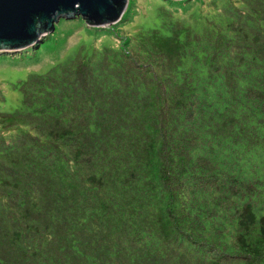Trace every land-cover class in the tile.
<instances>
[{"label": "trees", "instance_id": "trees-1", "mask_svg": "<svg viewBox=\"0 0 264 264\" xmlns=\"http://www.w3.org/2000/svg\"><path fill=\"white\" fill-rule=\"evenodd\" d=\"M151 1L13 83L0 264H264V0Z\"/></svg>", "mask_w": 264, "mask_h": 264}, {"label": "rangeland", "instance_id": "rangeland-1", "mask_svg": "<svg viewBox=\"0 0 264 264\" xmlns=\"http://www.w3.org/2000/svg\"><path fill=\"white\" fill-rule=\"evenodd\" d=\"M197 1L198 4L194 7L195 13L192 16L189 15L188 12H185L186 10L184 7L180 6L178 8L179 14H183L186 22L191 25L196 23L195 18L198 19L197 15L201 13V11L206 12L209 9V2H204L203 5H200L202 0ZM162 5H165V3H162ZM128 8H130L132 12L130 16L133 24L141 25L142 27H152L158 23L155 4L151 0H128L125 11L123 12L124 14L128 13ZM139 12H143V14L138 16ZM127 23L132 24L129 22ZM112 25L114 24L92 26L85 23V21L78 16L73 18L61 17L54 23L52 31L42 33L39 42L35 45H31L34 49H39V47L41 48L45 45V40L48 39L47 47L38 54L36 53L35 57L29 59L21 58V52L23 53L26 51L27 53H31V46L22 48L23 50L0 48V110L10 112L20 109L21 93L18 89L13 87L15 81L23 79L32 71L43 68L52 60L69 54L72 50L71 47L77 43L85 42L89 37H96V39L98 36L101 37L100 33L97 35L89 33L91 31L88 30L87 27H96V29H99L111 27ZM115 27L116 31L121 33L118 25L112 26V29Z\"/></svg>", "mask_w": 264, "mask_h": 264}, {"label": "water", "instance_id": "water-1", "mask_svg": "<svg viewBox=\"0 0 264 264\" xmlns=\"http://www.w3.org/2000/svg\"><path fill=\"white\" fill-rule=\"evenodd\" d=\"M128 0H0V48L35 45L59 18L81 17L92 26L115 24Z\"/></svg>", "mask_w": 264, "mask_h": 264}]
</instances>
